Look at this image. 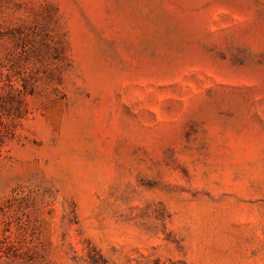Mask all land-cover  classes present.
<instances>
[{
  "label": "rangeland",
  "instance_id": "rangeland-1",
  "mask_svg": "<svg viewBox=\"0 0 264 264\" xmlns=\"http://www.w3.org/2000/svg\"><path fill=\"white\" fill-rule=\"evenodd\" d=\"M0 264H264V0H0Z\"/></svg>",
  "mask_w": 264,
  "mask_h": 264
}]
</instances>
